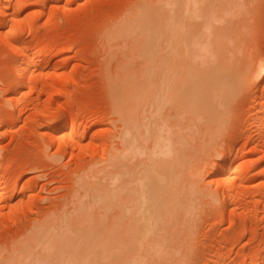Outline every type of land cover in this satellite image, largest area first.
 Masks as SVG:
<instances>
[{"label":"rangeland","instance_id":"obj_1","mask_svg":"<svg viewBox=\"0 0 264 264\" xmlns=\"http://www.w3.org/2000/svg\"><path fill=\"white\" fill-rule=\"evenodd\" d=\"M140 1L0 0V264H72L91 249L96 264H264V0H188L177 28L181 2ZM136 2L160 8L164 30L108 35ZM133 84L151 93L129 102L143 151L125 159L112 92ZM178 85L193 110L177 111ZM158 130L197 194L156 224L135 217L129 175L114 176L138 183ZM19 242L29 256L11 251Z\"/></svg>","mask_w":264,"mask_h":264},{"label":"bare ground","instance_id":"obj_2","mask_svg":"<svg viewBox=\"0 0 264 264\" xmlns=\"http://www.w3.org/2000/svg\"><path fill=\"white\" fill-rule=\"evenodd\" d=\"M140 1V0H139ZM159 1V0H158ZM161 1H163V0H160V2ZM164 1H166V0H164ZM141 2V1H140ZM156 2H157V0H156ZM160 2H157V3H160ZM172 3L171 4H173V5H176V4H178L179 2H181V7H182V11H183V16H181V19L179 18H177L176 19V17H174L173 15H175V8L176 7H172V10L171 9H169L170 11H172V14L170 13L169 15H168V24H169V26L171 25L172 27L174 26L175 28H177L178 26H179V22L181 23L182 21H183V19H184V16H185V12H187L188 11V8H189V2H188V0H172L171 1ZM137 4H136V8H134V7H132V8H134V11L131 13V14H129L128 16H127V14L125 15V17H123L122 19H119V21L116 23V24H114L112 27H111V29L109 30L110 32H108V35H110V36H112L111 34H114V35H117V34H124V33H129V32H132V31H134V30H137V29H142V30H149V32H150V35H151V38L153 37V36H155L156 34H154L155 33V31H157V33L159 32L158 30H164L163 29V27H164V25L166 24L167 25V22L165 23V21H164V18H165V14L161 11V9L159 8H154V7H149L148 5L149 4H147L146 5V3L144 4V3H138V2H136ZM154 3H155V0H154ZM164 3V2H163ZM166 3V2H165ZM168 4H169V2H168ZM162 5H164V4H162ZM179 6V8H181ZM167 7V6H166ZM169 8V7H168ZM163 9H164V7H163ZM179 10V9H178ZM177 10V11H178ZM181 10H179V11H181ZM168 11V10H167ZM175 12V13H174ZM180 13V12H179ZM178 13V14H179ZM185 13V14H184ZM180 14H182V13H180ZM179 14V15H180ZM164 17V18H163ZM178 17V16H177ZM180 17V16H179ZM4 19V18H3ZM4 22V21H3ZM165 25V26H166ZM111 33V34H110ZM160 33V32H159ZM169 41H171V40H169ZM171 42H173V41H171ZM170 43V42H169ZM186 44V43H185ZM171 46H169V48H170ZM183 48H184V46H183ZM185 49V48H184ZM171 51V53H173V50H170ZM170 51H169V53H170ZM22 59V58H21ZM172 60H173V58H172ZM27 63V62H26ZM256 68V67H255ZM21 71L22 70H25L26 69V66H21L20 65V68H19ZM150 73H151V71H150ZM264 73V65H260V67H258V75H261V74H263ZM153 74V73H152ZM151 76V75H150ZM148 78V77H147ZM151 79H153V78H151ZM146 80V79H145ZM148 81H150L149 79H148ZM153 81V80H152ZM145 82H147V81H145ZM144 82V83H145ZM131 83V82H130ZM133 83V82H132ZM131 83V84H132ZM151 83V84H150ZM150 83H149V85H151V86H154V84L150 81ZM153 84V85H152ZM182 84V83H181ZM143 85V84H142ZM144 85H146V84H144ZM143 85V86H144ZM143 86L141 87V88H143ZM145 87V86H144ZM147 87H149L150 88V86H147ZM146 87V88H147ZM179 85L177 86V88L175 89L176 90V92L175 93H173V91H172V94H171V97H170V99H172L171 101L173 102V100H175L176 101V103H175V105L177 106L178 105V109H177V111H180V112H183V109H185V110H189V111H191V110H193V108H192V105H191V107H188L189 105L188 104H186V103H188V102H186L187 101V98H185L184 97V92L183 93H181L182 91H180L179 90ZM113 91L114 92H112L113 93V95L114 96H116V97H113L112 99H113V101H114V107H116V110H117V112H118V115L117 116H119L118 118L120 119V121H122V124H121V136H122V141H123V143L124 142H128L127 144H129L128 146L127 145H125V146H127L126 148H125V146H123L122 148H123V150L125 151V152H123L122 150H120V153L122 154V157H124L125 159H127V157L130 155V153H131V156H134L135 154H133V152L132 151H130V150H134V153H138V151L139 152H141V151H143L142 149V147H140V148H142V149H138V138L136 137V133H138V135H139V132H138V130H136V129H138V125L136 126V124H137V121H138V119L139 118H137L136 119V113H137V115H138V109L136 110V105L137 104H134L133 105V103H131V105H129L130 103L129 102H131V101H133L134 103H136L137 101L136 100H138V102H139V100L141 99V98H143V97H145L146 98V96H149V88H147V89H149L148 90V95L147 94H143L142 93V90L138 87V85H129V86H125V87H115V86H113ZM147 89L145 90V93H146V91H147ZM154 89V88H153ZM161 89V88H160ZM116 91H118V92H116ZM171 91H169V92H171ZM169 92L167 93V95L169 94ZM151 93V92H150ZM152 93H153V90H152ZM118 94V95H117ZM119 94H120V97H119ZM166 94V93H165ZM152 96H154V95H152ZM168 97V96H167ZM148 98V97H147ZM149 99H151L150 97H149ZM168 99V98H167ZM169 99V100H170ZM130 100V101H129ZM141 101V100H140ZM143 101V100H142ZM149 101V100H148ZM148 101H147V103H148ZM151 101H152V99H151ZM137 102V103H138ZM113 103V102H112ZM140 103V102H139ZM146 102L144 101V104H145ZM149 104V103H148ZM158 104V103H157ZM173 104H174V102H173ZM153 105V104H152ZM155 105V104H154ZM187 105V106H186ZM139 106V105H138ZM158 106V105H157ZM142 107V106H141ZM190 108V109H187V108ZM177 108V107H176ZM142 108H140L139 110H141ZM158 109H159V106H158ZM182 110V111H181ZM115 111V110H114ZM155 111H156V109H155ZM158 111V110H157ZM157 113V112H156ZM156 113L154 112V114L156 115ZM158 113H159V111H158ZM186 113V112H185ZM136 116V117H135ZM158 118H159V116H158ZM157 117L155 118V119H158ZM62 120V119H61ZM60 120V121H61ZM167 122V121H166ZM66 122L65 121H62V122H60V125H64ZM140 123V122H139ZM163 123V122H162ZM51 125V124H50ZM59 125V126H60ZM147 125V124H146ZM148 127V126H147ZM136 128V129H135ZM160 128H161V125H160ZM160 128H159V130H160ZM169 128V127H168ZM136 130V131H135ZM140 130V129H139ZM149 130V129H148ZM158 130V133H156V134H154V138H155V140H154V142L152 141V142H150L149 143V145L150 144H152V143H154V145L152 146V148H151V146H150V148L151 149H149L151 152L150 153H148L149 155L147 156L146 154H144V155H146L148 158V164L142 169V171L144 172V174H143V176L142 177H140L139 176V178H137L138 179V183L137 184H134V186H130V183H134V179H136L134 176H133V174H135L134 173V170L132 171V173L131 172H127V173H123V174H120V175H116V173H115V171L113 172L114 174L113 175H116V176H114V177H116V179H117V177H119V176H121V175H124L125 177L127 176V175H129L127 178H124V180H122V184H123V182H124V185H122V184H120L121 185V187L123 186V188L124 189H130V190H132V191H134L135 192V194L136 195H134L135 196V202H134V204H133V206L135 207V212H134V215H135V217H137L138 215L137 214H142L141 216L142 217H144V212L146 211V210H148V211H150L151 212V214H152V218L154 219L153 221L155 222L156 221V224H157V221L160 219V216H161V214L163 213V210H164V206L167 204V205H171V203H176L177 201H179L180 199H181V197L184 195V194H186V193H188V194H190L192 197L193 196H195V194H197V193H195L194 194V192L196 191V188H194V186L193 185H195V184H193V183H196V180H194V181H192L191 179L193 178V176L191 177V176H189L190 175V173H188L187 171H186V169H184V167H187L188 166V163H187V161H185L184 159H181V158H184L183 156H180V154H181V152H180V150H178L179 148L178 147H176L177 148V150L175 149L174 151H172L175 147L173 146V144H172V142H170L169 140H168V137L167 136H163L162 134H160L161 132L160 131H162V130H160L159 131ZM147 130H144V133L146 132ZM150 131V130H149ZM81 132L83 133V131L81 130ZM166 132H167V130H166ZM149 133V132H148ZM171 134V133H170ZM152 135V134H151ZM155 135H157V137H155ZM176 135H178L177 133H176ZM175 135V136H176ZM121 136H120V140H121ZM140 137V136H139ZM142 137H143V135H142ZM145 137H148V136H145ZM149 138H150V135H149V137L147 138L148 140H149ZM179 138V137H178ZM59 139V138H58ZM147 139H145L146 141H148ZM180 139V138H179ZM54 140V139H53ZM143 140H144V138H143ZM142 140V138H141V141L144 143V141ZM58 141V140H57ZM63 141V140H62ZM121 141V142H122ZM64 142V141H63ZM140 142V141H139ZM176 142V141H175ZM58 143H60V142H58ZM141 143V142H140ZM61 144V143H60ZM59 144V145H60ZM64 144V143H63ZM125 144V143H124ZM175 144V143H174ZM144 145V144H143ZM180 145V144H179ZM46 146H47V144H46ZM65 146V145H64ZM142 146V145H141ZM174 148H173V147ZM117 150H119V149H117ZM127 150V151H126ZM141 150V151H140ZM148 150V149H147ZM177 151H179V153L180 154H178V152ZM129 152V153H128ZM120 153H119V156H120ZM172 153V154H171ZM175 153V154H174ZM177 153V154H176ZM139 154H141V153H139ZM3 155V154H2ZM141 155H143V154H141ZM182 155V154H181ZM112 156L114 157V155L112 154ZM145 156V157H146ZM180 157V158H179ZM133 158V157H132ZM131 158V159H132ZM112 159V158H111ZM119 159V158H118ZM118 159H115L114 161H116V160H118ZM182 160H183V162L185 161V163H183L182 162ZM113 161V160H112ZM113 161V163H116V162H114ZM119 161H121V159L119 160ZM127 162H128V160H126ZM130 161V160H129ZM102 162V161H101ZM139 162V161H138ZM96 163H98V162H96ZM100 163V162H99ZM120 163V162H119ZM186 163H187V165H186ZM191 163V162H190ZM189 163V164H190ZM186 166H185V165ZM197 164V163H196ZM199 164V163H198ZM94 166H95V164H93ZM93 165H91V166H93ZM119 165H121V164H119ZM127 165H128V163H127ZM143 165H144V163H143ZM184 165V166H183ZM190 165H193V162H192V164H190ZM91 166H90V168H91ZM131 166V165H130ZM130 166H128V167H126V168H129ZM196 166V165H195ZM198 166V165H197ZM117 167H119V166H117ZM117 167H116V169H117ZM191 167V166H190ZM197 168V167H196ZM115 169V170H116ZM130 169V168H129ZM133 169H135V168H133ZM137 169V168H136ZM189 169V168H188ZM90 170V169H89ZM100 170V169H99ZM107 170V169H106ZM118 170H119V168H118ZM121 170V169H120ZM195 170V169H194ZM86 171V170H85ZM123 171V170H122ZM129 171V170H128ZM131 171V170H130ZM139 171H141V169L139 170ZM123 172H125V170L123 171ZM190 172H191V170H190ZM193 173H194V171H192ZM85 173V172H84ZM112 173V172H111ZM110 173V174H111ZM224 172H223V170L222 171H219L218 172V174H217V182L218 183H220L222 180H224V177H223V174ZM81 174H83V172L81 173ZM87 174V173H86ZM127 174V175H126ZM137 174V173H136ZM139 174H140V172H139ZM138 175V174H137ZM141 175H142V173H141ZM191 175H192V173H191ZM83 176V175H82ZM194 176H196V175H194ZM122 177V176H121ZM190 177H191V179H190ZM88 178V177H87ZM82 179H86L85 178V176H84V178H81V175H80V177H79V180H81V182H82ZM5 180H6V178H5ZM5 180H3V182H5ZM117 180H119V179H117ZM84 181V180H83ZM87 181H88V179H87ZM87 181H84V182H87ZM227 181V180H226ZM80 182V181H79ZM119 182H120V180H119ZM110 183V182H109ZM87 185H88V182L86 183ZM85 184V185H86ZM91 184H93V182L91 183ZM224 184V183H223ZM234 184V183H233ZM1 185V184H0ZM86 185V187L85 188H88V186ZM90 185V184H89ZM112 185H113V183H112ZM90 186H92V185H90ZM102 187V186H101ZM116 187H119V186H116ZM121 187H120V189H121ZM3 188V187H2ZM122 188V189H123ZM91 189V188H90ZM103 189H105V188H103ZM108 189V188H107ZM116 189H118V188H116ZM123 189V190H124ZM2 190V189H1ZM88 190V189H87ZM92 190H96V189H91V191ZM113 190V189H112ZM102 191V192H101ZM103 191L104 190H97V192L100 194V193H103ZM108 191L110 192V189L109 190H107V192L106 191H104V192H106V193H103L104 194V197H103V195H102V198H103V201L101 200L102 198L100 197V195H99V197H100V199H99V197L97 196V194H96V196L98 197H96L97 198V200L99 199V200H101L103 203H105L104 202V198H107V197H110L111 196V194L110 193H108ZM6 192V191H5ZM23 193V192H22ZM21 193V194H22ZM95 193V192H94ZM93 193V195H95ZM9 194V193H8ZM13 194V193H12ZM169 196L170 197H173V202H171V201H169ZM197 196V195H196ZM112 197H113V195H112ZM0 198H1V196H0ZM5 199V198H4ZM4 199H3V201H4ZM108 199V198H107ZM106 199V200H107ZM112 198L110 197V200H111ZM2 200V199H1ZM19 200V199H18ZM105 200V201H106ZM1 202V201H0ZM10 202V201H9ZM6 204V203H5ZM10 205V204H9ZM147 212V211H146ZM145 212V213H146ZM52 213V212H51ZM149 213V212H148ZM46 214V213H45ZM151 214L149 213V215H150V217H151ZM148 217H149V215L148 214H146ZM146 215H145V219L147 218L146 217ZM140 217V216H139ZM149 217V218H150ZM141 218V217H140ZM149 218H147V221L148 220H152V219H149ZM145 219H143V220H145ZM142 220V218H141V222L143 221ZM48 221V220H47ZM46 221V222H47ZM147 221H143V224L146 222V224L149 222H147ZM46 222H42V223H45L46 224ZM49 222V221H48ZM54 222V221H53ZM154 222H152V223H154ZM159 222V221H158ZM50 223L51 222H49L48 223V230L47 231H45V233H44V235L46 234V232H49V228L51 227H49V225H50ZM39 224V223H38ZM55 224V223H54ZM42 224H40V226H41ZM45 225V226H46ZM150 225V223L148 224V226ZM39 225H38V227H40ZM38 227H37V231L34 233L35 234V237H37V234H38V231L40 230V228H39V230H38ZM42 227V226H41ZM147 227V225L145 226V228ZM43 228V227H42ZM41 228V229H42ZM46 228V227H45ZM52 228V227H51ZM43 230H45L44 228H43ZM37 233V234H36ZM40 235L41 234H43V231L41 230V233H39ZM53 234V233H52ZM43 235V236H44ZM32 236V235H31ZM39 236V235H38ZM46 236V235H45ZM41 237V236H40ZM39 237V238H40ZM44 237H42L41 239H43ZM46 238V237H45ZM32 239V237L30 238V240ZM22 240H24V239H22ZM22 240H21V243H22ZM26 240V239H25ZM29 240V238H28V241H30ZM18 241V240H17ZM20 241V240H19ZM28 241H26V242H28ZM47 241V240H46ZM25 242V241H24ZM23 242V243H24ZM31 242V241H30ZM30 242H28V244H31V245H29L30 246V250H32V243H30ZM40 242V241H39ZM38 242V243H39ZM42 242V241H41ZM37 243V244H38ZM25 244V243H24ZM24 244H20V242L18 243V246H17V248L15 249V247H13V248H10V249H12L11 251H14L15 250V252L16 253H20V251H24L25 252V255L26 256H29V254H31V251H30V253L29 252H27L26 253V249L28 248L29 249V247H27V246H25ZM37 244H36V246H37ZM19 245H20V247H19ZM26 245H27V243H26ZM35 246V245H34ZM18 247H19V249H18ZM10 249H7V251H9ZM33 250H34V248H33ZM10 253L11 252H9V255H10ZM15 253V255L13 254V256H15V257H13V259H15V258H17L18 257V255L19 254H16ZM82 253V252H81ZM80 253V255L82 256H80L79 258H78V260L76 261V262H73L72 264H96V262H95V260H94V255H93V252H92V249L90 250V251H84L83 252V254H81ZM8 255V256H9ZM12 255V254H11ZM10 255V256H11ZM16 255H17V257H16ZM20 255H21V253H20ZM22 255H24V254H22ZM36 255V254H35ZM9 256V257H10ZM25 256V257H26ZM31 256V255H30ZM7 256H5V258H6ZM23 257V256H22ZM21 257V258H22ZM8 258V257H7ZM9 259V258H8ZM20 259V258H19ZM18 258H17V260L18 261H20ZM21 263L23 262V261H20ZM20 263V264H21ZM19 264V263H18Z\"/></svg>","mask_w":264,"mask_h":264}]
</instances>
